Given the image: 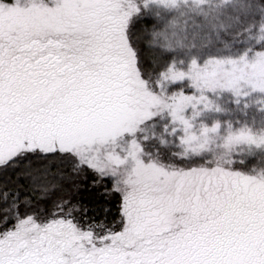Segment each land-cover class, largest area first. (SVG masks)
<instances>
[{
    "label": "snow or ice",
    "instance_id": "1",
    "mask_svg": "<svg viewBox=\"0 0 264 264\" xmlns=\"http://www.w3.org/2000/svg\"><path fill=\"white\" fill-rule=\"evenodd\" d=\"M0 264H264V0H0Z\"/></svg>",
    "mask_w": 264,
    "mask_h": 264
},
{
    "label": "trees",
    "instance_id": "2",
    "mask_svg": "<svg viewBox=\"0 0 264 264\" xmlns=\"http://www.w3.org/2000/svg\"><path fill=\"white\" fill-rule=\"evenodd\" d=\"M145 25H147L149 29H150L151 26H152V25L150 24V20H149L148 17H147V18H143V19H141V20L138 22V24H137V28H138L140 31H143ZM145 40H146V37H145ZM85 195H87V194H85ZM85 202H87V201H85Z\"/></svg>",
    "mask_w": 264,
    "mask_h": 264
},
{
    "label": "rangeland",
    "instance_id": "3",
    "mask_svg": "<svg viewBox=\"0 0 264 264\" xmlns=\"http://www.w3.org/2000/svg\"><path fill=\"white\" fill-rule=\"evenodd\" d=\"M148 18L150 20V24L153 25L155 23V20L153 18H151V17H148Z\"/></svg>",
    "mask_w": 264,
    "mask_h": 264
}]
</instances>
